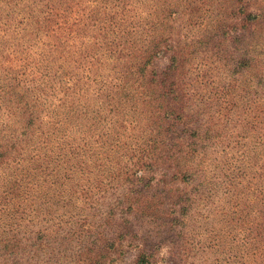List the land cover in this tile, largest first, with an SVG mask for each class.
<instances>
[{
	"label": "rangeland",
	"instance_id": "obj_1",
	"mask_svg": "<svg viewBox=\"0 0 264 264\" xmlns=\"http://www.w3.org/2000/svg\"><path fill=\"white\" fill-rule=\"evenodd\" d=\"M186 1L192 24L174 30L187 53L180 70L191 109L184 142L165 145L161 129L151 132L152 102H124L108 138L117 134L125 155L112 153L102 171L89 167L82 180L71 175L72 196L34 212L30 206L17 243L0 251V264H264V0ZM86 2L77 0L82 9ZM64 7V0H0V57L26 44L22 32L5 34L7 27L40 16L56 21ZM80 38L61 48L87 47ZM31 44L25 57L42 50ZM153 64L160 71L167 60ZM112 67L97 73L108 77ZM83 96L93 109L100 104L101 98ZM105 123L78 117L77 135L97 133ZM141 148L152 158L142 157V170L131 175Z\"/></svg>",
	"mask_w": 264,
	"mask_h": 264
},
{
	"label": "trees",
	"instance_id": "obj_2",
	"mask_svg": "<svg viewBox=\"0 0 264 264\" xmlns=\"http://www.w3.org/2000/svg\"><path fill=\"white\" fill-rule=\"evenodd\" d=\"M86 1L82 9L77 0H64V15L58 20L40 16L4 31L22 32L18 38L26 44L7 48L0 57V251L15 246L30 206L34 212L36 206L61 195L72 196L77 184L71 175L78 174L82 180L91 174L89 167L102 171L112 153L117 158L125 155L118 135L108 138L110 121L124 102L133 99L134 106L152 102L155 128L151 132L161 129L160 141L165 145L184 142L181 129L191 109L183 102L189 94L184 92L180 70L187 53L174 30L192 24L191 4L186 0ZM77 37L87 47L61 48ZM33 40L42 50L25 57L23 52L32 50ZM160 57L167 65L156 71L153 62ZM49 60L55 68L47 67ZM107 64L113 65L111 75L97 73ZM89 94L101 98L94 109L84 100L83 95ZM78 117L108 123L97 133L77 135ZM122 127L120 122L116 131ZM120 148L124 153L117 155ZM143 152L136 158L137 166L128 169L131 175L142 170V157L152 158L149 150L139 154ZM133 156L130 152L126 158Z\"/></svg>",
	"mask_w": 264,
	"mask_h": 264
}]
</instances>
